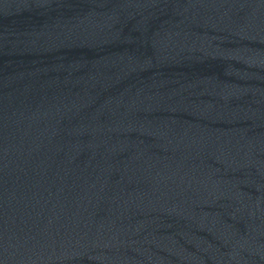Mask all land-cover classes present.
Returning a JSON list of instances; mask_svg holds the SVG:
<instances>
[{
  "label": "water",
  "instance_id": "1",
  "mask_svg": "<svg viewBox=\"0 0 264 264\" xmlns=\"http://www.w3.org/2000/svg\"><path fill=\"white\" fill-rule=\"evenodd\" d=\"M0 264H264V0H0Z\"/></svg>",
  "mask_w": 264,
  "mask_h": 264
}]
</instances>
